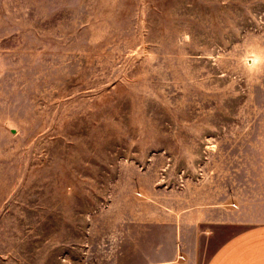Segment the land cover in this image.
Instances as JSON below:
<instances>
[{"label": "rangeland", "instance_id": "rangeland-1", "mask_svg": "<svg viewBox=\"0 0 264 264\" xmlns=\"http://www.w3.org/2000/svg\"><path fill=\"white\" fill-rule=\"evenodd\" d=\"M256 118L264 0H0V264L108 262L129 201Z\"/></svg>", "mask_w": 264, "mask_h": 264}, {"label": "crops", "instance_id": "crops-1", "mask_svg": "<svg viewBox=\"0 0 264 264\" xmlns=\"http://www.w3.org/2000/svg\"><path fill=\"white\" fill-rule=\"evenodd\" d=\"M254 123L249 138L224 134L212 142L213 165L196 178L129 201L110 242L96 243V257L110 256L104 264H264V124Z\"/></svg>", "mask_w": 264, "mask_h": 264}]
</instances>
